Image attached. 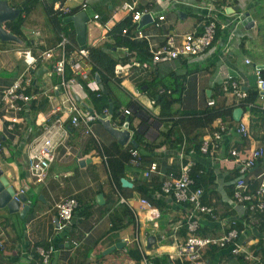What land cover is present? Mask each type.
<instances>
[{
	"label": "crops",
	"instance_id": "crops-1",
	"mask_svg": "<svg viewBox=\"0 0 264 264\" xmlns=\"http://www.w3.org/2000/svg\"><path fill=\"white\" fill-rule=\"evenodd\" d=\"M0 1L15 10L29 0ZM39 1L36 6L31 3L22 32L32 43V32L39 31L44 44L34 48L20 40H0V171L11 189L17 194L23 192L27 198L16 212L0 207V264H39L36 249L49 245L54 247L49 264H145L144 259L146 264H187L173 260L172 256L177 245H183L188 237L185 221L191 206L186 203L185 208L173 196L164 195L162 185L166 179L178 177L180 167L189 162L193 181L190 191L202 189V204L211 207L217 216L212 219L198 214L197 233L220 235L229 228L225 220L236 218V228L244 230L239 243L247 251L233 255L228 247L206 245L200 250L201 262L251 264V256L264 258V214L258 215L261 224L256 227L249 220L253 214L248 207L233 203L237 173L228 154L229 149L237 148L240 157H247L250 149L264 147L263 119L242 109L232 93L223 92L224 105L232 110L231 118L234 110L241 108L239 121L247 125L251 136L240 139L230 128L222 134L220 149L213 157L200 152L203 142L218 129L219 120L230 125L236 123L233 118H217L209 125H200L202 113L210 108L207 101L211 100L213 91L222 92L221 79L227 74L234 75L245 91L256 90L254 66L264 72V41L261 44L257 37L258 26L264 23V0H133L138 11H145L151 18L137 25L145 38H134L135 29L131 38L145 41L150 52L160 48L168 35L178 43L185 34L202 31L209 21L217 24L218 34L212 46L192 60L180 58L154 63L152 56L140 58L125 46L106 50L118 60L113 80L119 83L115 85L123 102L118 120L112 119L109 112L107 117L111 124L120 127L127 123L131 133L127 144L122 145L98 120L88 124L90 133H86L84 127H72L66 114L52 113L62 97L52 63H37L38 69H46L39 79H35L36 71L23 63V56L28 53L37 56L55 47L63 37L57 28H50L43 1ZM124 1L129 0H62V4H54L53 10L57 5L68 10L81 9L85 2L84 10L90 18L86 45L101 47L113 44L109 35L113 27L126 20L134 26L132 14L120 8ZM247 13L253 22L248 29L240 22ZM95 15L99 16L98 25L93 21ZM65 23L61 27L66 28L67 38L74 36L76 40L73 24ZM223 24L227 25L226 30L221 29ZM2 27L5 29L3 23ZM71 58L68 57L66 64L72 74ZM247 59L250 64L246 63ZM83 67L90 78L91 67L85 64ZM116 70L121 71L115 76ZM19 75L33 76L30 95L38 96L39 100L31 103L17 100V109L11 110L1 99ZM76 92L77 99L86 106L84 110L93 112L86 91ZM164 95L174 101L168 115L161 113L167 100L159 101V96ZM42 100L43 105L35 107ZM257 105L264 112L259 100ZM124 109L130 114L124 115ZM166 111L164 107L163 112ZM11 118L17 121H8ZM47 129L51 130L55 144L54 161L46 179L40 182L29 173L28 150ZM135 135L139 143L134 142ZM129 144L133 145L132 150H139V164L136 166L130 160L124 166L118 175V186L109 165L114 166L119 151ZM152 163L157 164V170L146 177L145 171ZM263 173L264 158L245 175L250 192L258 188ZM162 179L163 183L159 184ZM68 197L75 198L78 206L70 224L59 230L55 204ZM142 199L150 202V208L140 204ZM25 206L28 209L22 213Z\"/></svg>",
	"mask_w": 264,
	"mask_h": 264
},
{
	"label": "built area",
	"instance_id": "built-area-1",
	"mask_svg": "<svg viewBox=\"0 0 264 264\" xmlns=\"http://www.w3.org/2000/svg\"><path fill=\"white\" fill-rule=\"evenodd\" d=\"M85 7L86 3L84 2L82 4V8ZM120 8L128 14H132V21L136 24L134 38H145L142 35L140 28L137 29V24L146 12L138 11L136 3L133 0L124 1ZM55 10H60L66 14L70 12V10L60 8L58 5L55 7ZM159 19L163 18L161 17ZM93 21H95L98 25L99 16L95 15L93 17ZM240 22H242V20ZM221 29L226 30L227 25H221ZM121 33L122 35H125L127 33L126 29H123ZM216 33L217 24L214 21H209L202 26V31H192L187 33L178 43L175 42L172 35H168L160 48L151 51L152 61L154 63H159L163 61L168 62L179 60L180 58L192 60L196 56L206 52L212 46ZM32 39V46L34 48H38V46H42L44 44L39 31L32 32ZM67 45H70V41L67 37L63 36L55 47L45 49L39 52L37 56H30L28 53L26 56H23L22 61L33 72L37 71V63L39 61H49L52 63V72L59 78V84L62 89V97L56 103V107L54 106L55 108H52V113L56 114L59 111L66 114L70 119L72 127H84L85 132L90 133L88 124L93 121H100L101 119H104V117L109 119V117H107L108 110H105L102 115L87 112L84 110L85 107L82 106L81 102L77 100L78 95L76 90H84V85L89 91L96 94H99L102 91L96 83L95 78H89L88 71L83 67V64L90 67L88 62L89 53L88 50L84 48H75L73 53L69 56L72 57L70 63L72 77L69 80L64 79L65 65L68 61V57L65 52ZM246 63L250 64V61L247 59ZM120 71L121 70H116L115 76L119 74ZM254 71L257 83L256 89L259 93L258 100L262 103V108H264V72L261 67L255 66ZM235 77L236 76L234 75L231 76L230 74H227L223 79H221V89L225 94L232 93L237 102H242L247 98L248 92L242 88V83H239ZM32 79L33 76L23 78V75H19L14 84L4 91L1 101L8 105L11 110L17 109L15 104L17 100L25 103H31L33 100L38 101V96H32L30 94L27 95L25 93L31 86ZM82 81H84L85 84H83ZM42 96L45 98L48 97L46 95ZM213 105V100L208 101V106ZM123 114L129 115L130 112L128 109H124ZM5 120H7V118H5ZM8 121L15 123L17 119L11 118ZM111 125L116 129H128L127 123L121 127L116 124ZM230 128H233V131L240 137V139H249L251 136L245 123L239 121L230 125L219 120L218 129L214 131L211 134V137L207 138L201 145V154L213 157L220 149L222 134L226 133L227 129ZM129 137H131V135ZM125 144H127V141ZM0 150H2L1 141ZM54 151L55 144L52 141V132L49 129H47L45 133L37 138L29 147L27 167L29 173L40 182H43L46 179L50 165L54 161ZM138 154L139 150H130L131 163L136 166L139 164L137 158ZM228 154L233 161L234 169L237 173L232 195V199L234 201L233 203L243 208L247 206L248 210L253 214V216L249 219L250 222L256 227H259L261 224V218H259L258 215L264 214V173L262 174V180L258 188L253 192H250L249 186L245 183L244 178L246 173H248L250 169H252L261 159L264 158V147L257 146L250 149V154L247 157H240L241 153L237 148L229 149ZM103 158L106 159L104 155ZM191 167V162L182 165L180 167V175L178 177H170L169 179H166L162 185V191L164 194L172 195L177 203H187L191 206L185 221L188 237L183 245H177L175 255L172 256V259H179L180 262L185 261L187 264H203L201 262L200 250L206 245H215L220 248L228 247L230 253L233 255L247 254L246 249H244L239 243V236L244 232V230H238L236 228V218H227L225 220L229 224V228L227 232L221 233L220 235L201 236L197 233L199 229V218H197L198 214L207 215L212 219H216L217 216L211 207H207L202 204V189L190 191V187L193 184V181L190 178ZM156 170L157 164H150L148 170L145 171V176L148 177L150 172H154ZM140 204L145 208H150V202L145 199H142ZM77 206V200L73 197L62 199L55 204L57 209V228L59 230L70 224ZM36 251L39 256V264H49L51 254L54 252V247L52 245H49L46 248L38 247ZM250 258L251 264H264V258L255 256H251ZM146 262L147 260L144 259L145 264Z\"/></svg>",
	"mask_w": 264,
	"mask_h": 264
},
{
	"label": "trees",
	"instance_id": "trees-1",
	"mask_svg": "<svg viewBox=\"0 0 264 264\" xmlns=\"http://www.w3.org/2000/svg\"><path fill=\"white\" fill-rule=\"evenodd\" d=\"M41 1H43V11H44V14L46 15V18H47L46 20H47L48 25L50 26V28L51 27L57 28L58 31L62 32L64 37L68 36V32L66 31V28L61 27V26H65L66 24L65 19L81 11H85L84 9L86 8V7L82 8V5H81L80 7L81 9L75 8V9L70 10L68 14H65L64 12L60 10H53L54 4L56 2H60L62 4V0H41ZM39 2H40L39 0H29L27 3H24L21 6L16 7L15 10L18 11V15L14 19L4 23L5 29L10 34L17 37L20 41H22L27 46H31L32 43L31 41L26 39V37L24 36L22 32V27L26 21L25 16L28 14L30 10L29 7H32L31 3H33L34 6H36L40 4ZM123 29H126L127 31L125 35H122L121 33ZM133 29H135V26H133L129 20H126L124 23H120L119 25L113 27L110 30L109 35L113 39L112 45L104 44L101 47H94V46H88L85 44L83 46H79L75 40V37L73 36V37H70V40H69L70 45H67L65 48L67 57H69L73 53L75 48H84L88 50V53H89L88 62L91 67L90 78L94 79L95 75H98L100 78V83L102 84L105 90V94L103 92L96 94L94 92L89 91L87 87H85L84 85V91H86L87 95L89 96V100L92 103L93 112L96 114L102 115L105 110H108L109 104H111L112 105V113H111L112 119L118 120L120 116V110L123 105L122 99L118 95V91L115 85V83H118V82L113 80L114 68L118 60L114 59L112 55L109 54L106 50H111L113 49V47L125 46L128 48L130 52L136 53V55L140 56V58L145 59V57L149 58L152 56L145 41L143 40L139 41V40H135L131 38L133 34ZM72 34L74 35V32H72ZM257 37L260 38L261 44H262V41H264V23L259 24ZM71 77H72V74L70 72L69 67L66 64L65 70H64V79L69 80ZM82 83L85 84L84 81H82ZM33 87L34 86L31 84V86L26 90L25 93L30 94ZM247 92H248L247 98L240 103V107L242 109L250 110V112L254 116L262 118L264 122V112L257 105V100L259 96L257 89L248 90ZM222 93L223 92L221 91H213V94L210 99L214 101V105L207 106L210 108H207L206 110H204V112L202 113L204 115V118L200 125L202 126L209 125L217 118H221L222 120L232 119L231 118L232 110L225 107L224 105L225 99ZM163 99H166L167 101L165 103V106H162L161 113L162 114L164 113V115H168L170 108L174 104V101L170 100V97H167L165 95L163 97L159 96V101H162ZM34 105L35 107L40 108L43 105V100L39 101L38 103ZM164 107L167 110L166 113L163 112ZM118 122L121 123L122 121H118ZM195 140L197 139L195 138ZM134 142L136 143L140 142L139 137L137 135H135ZM132 147L133 145L129 144L125 149H123L122 151H119L118 153L119 160L117 162L115 161L114 166L112 163H111L112 167L109 165L111 175L116 179V183L118 184V186H120L118 175L122 173L124 166L130 161L131 159L130 150H132ZM140 156L142 155L140 154ZM163 181L164 180L162 179L159 182V184H162ZM184 204L186 208L187 204L186 203Z\"/></svg>",
	"mask_w": 264,
	"mask_h": 264
},
{
	"label": "water",
	"instance_id": "water-1",
	"mask_svg": "<svg viewBox=\"0 0 264 264\" xmlns=\"http://www.w3.org/2000/svg\"><path fill=\"white\" fill-rule=\"evenodd\" d=\"M17 15H18L17 10H13L9 8L6 2L0 1V40L1 41H15V42L19 41L17 37L10 34L2 27V23L4 24L14 19ZM147 18H151V16L149 14H144L139 20V23L141 24ZM89 20L90 18L86 13V11H81L65 19V22L67 23L71 22L73 24L76 35V42L79 46H83L86 44L87 24ZM241 24L247 29L252 27L253 22L248 13L245 14V17L242 20ZM44 73H46V69L44 67L39 68L34 74L35 79L41 78ZM95 81L99 85L101 91L105 94V90L102 84L100 83V78L98 75H95ZM82 106L86 107L84 104H82ZM108 112L109 114H111L112 112L111 104H109ZM242 112L243 111L241 108H236L232 115L233 120L239 122L242 116ZM100 122L103 124V126L108 131V133H110L117 140L119 144L121 145L125 144L126 140H128L130 136V132L128 129L113 128L110 123V120L106 117H104V119H101ZM124 185H127V183H124ZM26 202H27L26 195L24 193L17 194L13 189H11L8 186V181L1 176V171H0V207H7L9 212H16L18 211L20 204ZM27 209L28 206H25L22 210V213H25ZM151 239L154 240V237H151ZM117 247L119 246L117 245Z\"/></svg>",
	"mask_w": 264,
	"mask_h": 264
},
{
	"label": "clouds",
	"instance_id": "clouds-1",
	"mask_svg": "<svg viewBox=\"0 0 264 264\" xmlns=\"http://www.w3.org/2000/svg\"><path fill=\"white\" fill-rule=\"evenodd\" d=\"M140 12H141V11H140ZM142 12H144V11H142ZM143 15H144V14H143ZM132 22H133V21H132ZM133 24H134V23H133ZM138 24H139V21H138ZM138 24H137V25H138ZM134 26H136V24H134ZM145 103L148 104L149 102H148V101H145Z\"/></svg>",
	"mask_w": 264,
	"mask_h": 264
},
{
	"label": "rangeland",
	"instance_id": "rangeland-1",
	"mask_svg": "<svg viewBox=\"0 0 264 264\" xmlns=\"http://www.w3.org/2000/svg\"><path fill=\"white\" fill-rule=\"evenodd\" d=\"M92 15V14H91Z\"/></svg>",
	"mask_w": 264,
	"mask_h": 264
}]
</instances>
